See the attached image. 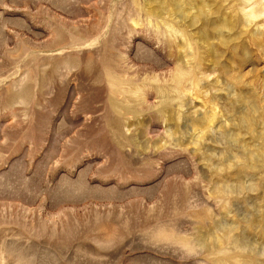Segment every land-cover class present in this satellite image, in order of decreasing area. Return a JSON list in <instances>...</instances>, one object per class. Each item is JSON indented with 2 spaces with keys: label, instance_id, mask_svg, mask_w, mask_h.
I'll list each match as a JSON object with an SVG mask.
<instances>
[{
  "label": "rangeland",
  "instance_id": "obj_1",
  "mask_svg": "<svg viewBox=\"0 0 264 264\" xmlns=\"http://www.w3.org/2000/svg\"><path fill=\"white\" fill-rule=\"evenodd\" d=\"M257 147L264 0H0V264H264Z\"/></svg>",
  "mask_w": 264,
  "mask_h": 264
},
{
  "label": "bare ground",
  "instance_id": "obj_2",
  "mask_svg": "<svg viewBox=\"0 0 264 264\" xmlns=\"http://www.w3.org/2000/svg\"><path fill=\"white\" fill-rule=\"evenodd\" d=\"M113 73V72H112ZM135 86V85H134ZM142 99V98H141ZM173 99V98H172ZM246 107V106H245ZM241 111H243V109L241 110ZM244 112V111H243ZM244 114V115H243ZM243 114H241V115H243V116H241L240 117V121H239V123L240 124H243V123H245L247 126H252V124H253V121L249 118V116H247V114H245V112L243 113ZM239 124V125H240ZM242 127V126H241ZM250 153V152H249ZM250 160H251V164L252 165H254L255 166V164L258 162V161H262V162H264V148H262V147H257L253 152H251L250 153ZM229 181V180H228ZM238 183V182H237ZM240 183V182H239ZM236 189H238V191H239V189L241 190V186H239V185H236V187H235ZM235 188L233 189V191L235 190ZM257 189H259L260 188V185H259V188L258 187H256ZM253 190V189H252ZM236 191V190H235ZM258 192H260V191H258ZM263 207H264V205H263ZM258 212V214L256 213V215L253 217V219L252 220H258L259 219V216L261 215L262 216V214L264 215V209L262 210V211H257ZM259 220H264V219H259ZM258 222V221H257ZM253 248V247H252Z\"/></svg>",
  "mask_w": 264,
  "mask_h": 264
}]
</instances>
